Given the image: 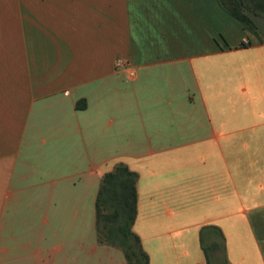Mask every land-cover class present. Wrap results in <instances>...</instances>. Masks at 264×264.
Here are the masks:
<instances>
[{"label":"crops","instance_id":"obj_1","mask_svg":"<svg viewBox=\"0 0 264 264\" xmlns=\"http://www.w3.org/2000/svg\"><path fill=\"white\" fill-rule=\"evenodd\" d=\"M119 162L148 264H206L208 225L264 264V39L217 0H0V264H127L95 237Z\"/></svg>","mask_w":264,"mask_h":264},{"label":"trees","instance_id":"obj_2","mask_svg":"<svg viewBox=\"0 0 264 264\" xmlns=\"http://www.w3.org/2000/svg\"><path fill=\"white\" fill-rule=\"evenodd\" d=\"M221 8L239 21L246 29L263 38L252 21L246 16L247 8L264 19V0H217ZM264 39V38H263ZM246 46V42H240ZM82 107V105H77ZM136 172L123 163H116L111 170L100 177L95 196V237L99 244L118 248L127 264H148L146 252L138 236L132 230L136 214ZM205 229L218 240L206 243ZM199 242L206 264H229L224 256L223 237L218 227L208 225L199 231ZM218 250V258L211 257L212 250Z\"/></svg>","mask_w":264,"mask_h":264},{"label":"water","instance_id":"obj_3","mask_svg":"<svg viewBox=\"0 0 264 264\" xmlns=\"http://www.w3.org/2000/svg\"><path fill=\"white\" fill-rule=\"evenodd\" d=\"M246 16L252 21L260 35L264 38V19L258 15H255L252 11L245 8L244 9Z\"/></svg>","mask_w":264,"mask_h":264},{"label":"built area","instance_id":"obj_4","mask_svg":"<svg viewBox=\"0 0 264 264\" xmlns=\"http://www.w3.org/2000/svg\"><path fill=\"white\" fill-rule=\"evenodd\" d=\"M242 42H246L245 40H242Z\"/></svg>","mask_w":264,"mask_h":264}]
</instances>
